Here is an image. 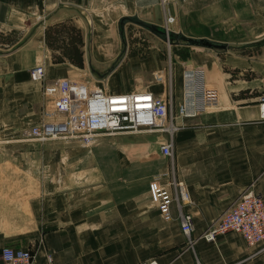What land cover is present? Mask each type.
<instances>
[{"label":"crops","instance_id":"obj_1","mask_svg":"<svg viewBox=\"0 0 264 264\" xmlns=\"http://www.w3.org/2000/svg\"><path fill=\"white\" fill-rule=\"evenodd\" d=\"M133 16L224 48L168 46L117 23ZM34 66L43 83L103 81L114 95L165 98L170 82L173 109L182 74L203 70L217 103L193 117L175 110L180 130L169 138L174 179L190 200L181 212L191 216V244L175 207L163 220L149 196L152 177L169 170L158 150L167 135H115L91 147L16 144L50 106L29 79ZM263 79L264 0H0V142H8L0 149V249H27L31 264H47V255L52 264H264V244L246 248L231 232L198 238L242 193L264 201Z\"/></svg>","mask_w":264,"mask_h":264},{"label":"built area","instance_id":"obj_2","mask_svg":"<svg viewBox=\"0 0 264 264\" xmlns=\"http://www.w3.org/2000/svg\"><path fill=\"white\" fill-rule=\"evenodd\" d=\"M164 21L172 24L174 17L166 16ZM29 79L41 84V97L46 102L49 101L50 106L43 110V116L38 123L20 132L15 142L42 146L48 143H64L91 147L107 137L138 133L165 134L169 139L180 130V127L173 124L175 110L179 117H193L197 113L213 109L218 96L207 85L202 69H193L182 74V101L176 109L172 106L170 82L165 98H160L144 91L109 94L103 81H100L101 86L71 79L43 83V69L40 66L30 69ZM262 86L264 87V79ZM186 100L190 101L189 107ZM257 107L258 120L264 123V92L258 97ZM4 143L8 142H0V145ZM171 146L169 139L158 148L159 154L168 159L169 170L152 177L149 196L163 220H168L170 207H175L180 235L191 244V216L181 212L183 205L189 204L190 200L184 183L174 179ZM162 179L166 181L165 185L159 184L158 181ZM228 232L238 235L246 248L264 244V201L258 195L251 191L239 195L225 212L206 225L198 238L214 242L216 236ZM46 261L47 264H52L48 255ZM0 264H31V253L27 249L2 247Z\"/></svg>","mask_w":264,"mask_h":264},{"label":"water","instance_id":"obj_3","mask_svg":"<svg viewBox=\"0 0 264 264\" xmlns=\"http://www.w3.org/2000/svg\"><path fill=\"white\" fill-rule=\"evenodd\" d=\"M117 23L119 24L120 27H122L125 23H130L141 29H144L145 31L150 32L153 36L157 37L160 41L168 44V46L176 45L177 41L179 40L181 42H184V44L189 47L196 46L203 49H217V50H222L224 48L223 45L216 44L208 40L207 41L203 39L191 40L180 36L178 37L174 36V34L171 32H166V33L164 31L161 32L154 25L150 23L147 24L145 22H141L138 19H136L134 16L119 18Z\"/></svg>","mask_w":264,"mask_h":264},{"label":"rangeland","instance_id":"obj_4","mask_svg":"<svg viewBox=\"0 0 264 264\" xmlns=\"http://www.w3.org/2000/svg\"><path fill=\"white\" fill-rule=\"evenodd\" d=\"M138 39H140V41L142 42L143 41V43H144V38L143 37H141V36H139V38ZM145 44V43H144ZM262 84V83H261ZM18 137H19V135H18ZM17 137V138H18ZM8 143H4V144H1L0 145V149H2L5 145H7ZM16 144H18V143H16ZM11 145V144H10ZM46 145H48V144H46ZM9 146V145H8ZM8 149H11V147L10 148H8Z\"/></svg>","mask_w":264,"mask_h":264}]
</instances>
